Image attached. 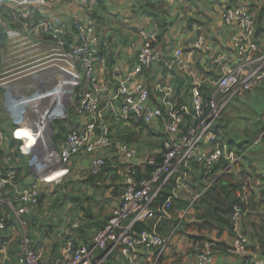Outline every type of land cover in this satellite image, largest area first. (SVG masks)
<instances>
[{
    "label": "built area",
    "instance_id": "built-area-1",
    "mask_svg": "<svg viewBox=\"0 0 264 264\" xmlns=\"http://www.w3.org/2000/svg\"><path fill=\"white\" fill-rule=\"evenodd\" d=\"M61 1L0 0V90L8 97L14 112H18L37 135L31 150L36 151V156L38 152L43 154L44 162L40 165L51 171L45 173V182L52 181L51 178L60 173L55 180L63 177L69 170L60 163H68L85 152L92 156V173L100 174L109 162L105 151L114 150L129 163L127 184L120 205L92 242H77L67 237L61 250L50 260L46 259L50 254L42 244L31 239L28 231V215L38 198L39 183L23 175L20 154L3 148L7 134L0 125V264H102L118 249L152 255L149 261L136 255L123 264H160L176 229L164 235L157 229H139L137 224L146 219L160 192L174 179L171 197H178L195 160L202 162L204 167L205 187L200 196L216 182V165L224 156L226 145L220 144L214 152L206 153L201 144L205 138L214 137L215 124L233 100L264 82V50L255 38L256 16L247 3L225 7L223 18L237 26L234 36L238 50L236 61L230 65L225 52L216 55L214 62L221 66L222 73L211 81L209 97L202 92L200 83L192 86L189 96L195 122L178 137L182 132L184 106L178 107L173 102V88L158 85L163 93L165 114L162 106L153 102L150 88L138 80L140 74L156 63L172 67L173 61L166 60L160 47L151 44L153 35L141 27L144 44L137 58L128 64L117 61L112 66L111 79L101 80L97 66L105 62V57L101 54L99 27L90 13L91 2L81 0L84 15L71 20L53 12V7ZM42 35L47 40L37 38ZM204 40L205 36L201 35L198 43L202 45ZM6 46H9V53ZM178 62L184 60L180 58ZM114 85L116 91L112 93ZM43 114L46 116L42 118ZM109 118L138 121L162 134L164 160L154 167L150 177L137 178L138 147L114 138ZM40 120L45 124L48 121L54 157L44 153V142L40 145ZM16 130L14 137L18 138ZM242 154L230 152L227 158L233 164ZM246 212L236 206L232 215L233 229L238 234L236 243L240 247L248 242L241 229ZM14 222L20 225L22 235L15 259L9 261L10 238L6 231ZM101 250L106 253L97 259ZM245 251L242 247V253ZM215 255L216 245L208 243L196 253L195 263L231 264L217 261ZM240 264H264V257L251 255Z\"/></svg>",
    "mask_w": 264,
    "mask_h": 264
},
{
    "label": "crops",
    "instance_id": "crops-1",
    "mask_svg": "<svg viewBox=\"0 0 264 264\" xmlns=\"http://www.w3.org/2000/svg\"><path fill=\"white\" fill-rule=\"evenodd\" d=\"M89 1L91 2L90 13L96 19L101 33V54L105 57V62L97 66V75L101 80L111 79V69L117 61H123L128 64L137 58L144 44L140 32L141 27L153 35V41L156 46L160 47L165 59L173 61L171 68L160 63L154 64L149 71L140 74L138 80L143 81L150 88L153 102L162 106L165 114H167V110L162 103L163 93L158 89V85L162 84L173 88V102L178 107L184 106L181 112L183 116L182 132L178 134V137L183 136L195 122L189 96L192 86L200 83L202 92L206 97H209L212 89L211 81L222 73L221 66L214 62L216 55L225 52L227 56L226 62L230 65H233L236 61L238 50L234 36L237 32V26L225 21L223 18L226 6L242 3H247L251 6L257 21L255 38L260 49L264 50V0ZM53 12L71 20H76L84 15V10L81 9V0H63L55 8L53 7ZM164 23L168 25L162 28L161 25ZM201 35L205 36L202 45L198 43ZM37 38L42 41L47 40L43 35ZM180 58L184 60L183 63L178 62ZM115 91L116 86L114 85L111 92ZM6 101L9 108L14 111L8 97ZM109 119L113 134L116 131L115 124L123 122L127 136L131 135L133 137L134 135L132 134H137L139 130L149 135L146 132L147 127L141 122ZM21 128L26 130L27 124H24ZM263 129L264 82L233 100L221 120L215 124L212 132L214 137L205 138L201 144V149L206 153H212L220 144H225L226 152L215 169L217 177L222 178L224 183L231 180L234 183L245 184L240 194L244 202L247 205H251L249 206L251 209H248L243 216L241 229L248 237V242L242 244L241 247L238 246L236 243L238 234L231 228H223L219 234V228L205 229L201 227L203 220L196 217L195 201L200 197V193L205 187L204 167L202 162L195 160L191 173L185 179L186 185L179 191L178 197L169 200L161 206L158 205L159 202H155L143 221L149 228L157 229L164 235L170 233L172 229H176V234L171 239L160 264H196V253L208 243L216 245L215 257L219 262L240 264L247 254L259 255L262 253L261 247L264 241H262L259 234L264 233ZM47 130L49 129L45 127V130L40 134V144L44 142V148L50 144L45 142V132ZM154 132L151 133H158ZM20 135L27 139L32 136L30 134L28 136ZM32 140H37V136L33 137ZM157 145L158 143L154 146L156 147ZM163 147L162 143V151L158 150V152L149 155L143 161V170H145L144 168L147 166V161L150 157L163 153ZM158 148L156 147V149ZM230 152H236V155H240L241 152L243 154L237 162L232 164L227 158V154ZM22 158L23 175H29L28 177L31 180L40 183L41 174H36L34 171L41 170L40 172L43 173L42 168L44 166L40 165L42 168L29 172L30 169H26L25 158L23 156ZM75 160L81 161L82 165L85 164L81 157ZM75 160H71L68 163L72 164ZM75 164L77 167L78 164L76 162ZM32 165V168H35L33 158ZM121 173H123L122 170ZM124 173L127 180L128 169ZM112 175L116 177V174ZM105 189L104 187L90 188L91 193L97 195L98 198L87 196L89 200L84 204L85 206L74 207L76 212H78L77 216L79 219L66 221L67 226L64 232L60 230L65 227V223L62 225L61 221L57 225H46V228L43 227L45 228L44 231L47 232L48 227H55L56 231L63 233L65 241L67 237H73L77 242H92L97 231L103 227L114 210L120 205L124 191V189L122 191L118 188L115 190ZM178 200H187L189 203L185 207H181L179 202H177ZM34 203H32V208L28 215L29 222L35 206ZM31 219V224L33 225V228L29 230L31 239L36 243L44 244L43 237H45L46 232H40L41 229L37 227V221L34 216ZM20 232H22V229L17 222H14L6 231L11 240L14 239L13 237L16 233ZM192 236H200L201 238L194 239ZM55 242L59 244L58 241ZM242 247L247 252L242 253ZM16 248L17 246L11 250L8 249L7 259L9 261L15 259ZM10 251L11 254L9 255ZM51 253L52 250L49 254L51 255ZM105 253L104 250L99 251L96 256L97 259ZM136 255L148 261L152 257L151 254H142V252L134 254L118 249L115 252H111L102 264H123L128 258Z\"/></svg>",
    "mask_w": 264,
    "mask_h": 264
},
{
    "label": "rangeland",
    "instance_id": "rangeland-1",
    "mask_svg": "<svg viewBox=\"0 0 264 264\" xmlns=\"http://www.w3.org/2000/svg\"><path fill=\"white\" fill-rule=\"evenodd\" d=\"M7 48H8L7 53H9L10 51L9 46H6V49ZM25 122L26 120L24 118H20V114L18 112H14L9 108L6 101V94L0 90V124L5 129V132L7 134V138L3 148L14 150L15 152H17V154L23 156L26 162V169L29 168L30 169L29 172H31L34 169L42 168L40 167V164H42L44 160H43V154L41 152H38L39 154L37 156L35 154L36 151L32 152L31 148L33 145H29L27 143V140L29 139L20 135V134H24L28 136V134H30L31 136L34 132L33 130L28 128L26 130L21 127L17 129L19 126L24 125ZM115 126H116V131L114 132V138L129 144H135L138 147V158H140L138 163L140 164L141 167H144L143 161L147 159L149 155L158 152V150L162 151L161 148V144L163 143V136H161L162 134L159 133L153 134L151 133L154 132L152 129L146 128L147 129L146 132L149 133V135L143 132L142 130H139L137 131V134H132L134 136L131 137V135L127 136L125 128L123 127L124 126L123 122H119V124H115ZM15 130L18 138L14 137ZM50 131L49 130L46 131L48 136L50 135ZM19 138L23 139L24 142L23 140L21 141V139ZM14 139L19 141L14 142ZM157 143L158 145L156 147L158 148V146H160L158 149H156V147L154 146ZM105 152L109 155L107 156L109 162L107 167L103 169L100 176L98 175L92 176L90 172L92 156L91 154L88 153L82 154L75 158L78 159L81 157L83 162H85L84 165L81 164V161L75 159H73L75 161L72 164L69 163L66 164L64 162H61L60 166L68 168L69 171L58 180L45 182L44 181L45 173L51 172V171H47V169L45 168H42L43 173L40 172L41 171L40 169H39L40 171H34L36 174L37 173L41 174L40 175L41 178L39 179L40 190L38 193L37 201H35L34 203L35 206L33 207L32 214L30 216L28 231L33 228V225L31 224L32 223L31 218L33 216L37 221L36 224L37 227L41 229L40 230L41 233L46 232L44 230L50 224L57 225L58 223L62 222L63 225L69 219L71 220L79 219V217L77 216L78 212H76V209H74V207L78 208L86 204L87 200H89L87 196H93L95 198H98L97 195L91 193L90 191L91 187L92 188L104 187L106 188L105 190H110V189L115 190L116 188L120 190L124 189L127 182L126 177L124 176L125 175L124 172H126V169H128L129 163L122 156L116 155L114 150H112V152L110 153H108L107 151ZM82 156L84 157L82 158ZM32 158L34 161L35 168H32L33 166ZM75 162L78 164L77 167ZM121 170L123 173H121ZM112 174H116V177H113ZM66 226L67 225L65 223V227L61 226L62 228L60 230L64 232L66 230ZM49 229L51 230L49 231ZM55 229H56L55 227H48V231L46 232L45 237H43L44 244L42 245L45 251L47 252V254H49V252H51L52 250L50 256L46 255V259L49 260L52 255H55L61 250L65 241L64 239L65 237L63 233L61 234L59 231H56ZM21 235L22 232L16 233V235H14L13 237L14 239L12 240L10 239L8 244L9 250L17 246L18 240ZM55 241H58L59 244H56ZM10 254L11 251L9 252V255Z\"/></svg>",
    "mask_w": 264,
    "mask_h": 264
},
{
    "label": "trees",
    "instance_id": "trees-1",
    "mask_svg": "<svg viewBox=\"0 0 264 264\" xmlns=\"http://www.w3.org/2000/svg\"><path fill=\"white\" fill-rule=\"evenodd\" d=\"M168 24L164 23L161 27H166ZM2 37L4 38V34L2 31ZM154 40V39H153ZM152 40V45H155V42ZM57 139V137H55ZM19 141L14 139V142ZM17 154V152H15ZM86 153V152H85ZM82 153V154H85ZM164 153V150H163ZM163 153L152 156L147 161V166H145V170L143 167H137V178L142 179L146 177H150L152 170L158 164H161L164 160ZM90 172L92 176H100V174H93L91 169ZM176 180L170 181V183L160 192L159 197L156 202H159V206L164 203H167L169 200L174 199L171 197L172 195V187L175 185ZM244 183H234L231 180L228 182L223 181L222 178H218L216 182L195 201V209H196V217L198 219H202L203 223L201 224L202 228L212 229L219 228V234L222 232L223 228H231L233 229L232 223V215L234 213L235 207L239 206L243 209H251L247 205L241 197L240 192L244 188ZM177 198V197H175ZM179 205L185 207L189 201H177ZM139 229L149 228L143 221H139L137 224ZM262 241H264V233L259 234ZM194 239H200V236H192ZM262 253L257 255L260 257H264V242H262L261 247ZM251 255H246L244 259H249Z\"/></svg>",
    "mask_w": 264,
    "mask_h": 264
},
{
    "label": "bare ground",
    "instance_id": "bare-ground-1",
    "mask_svg": "<svg viewBox=\"0 0 264 264\" xmlns=\"http://www.w3.org/2000/svg\"><path fill=\"white\" fill-rule=\"evenodd\" d=\"M46 116V114H43L41 117L43 118V117H45ZM48 116V115H47ZM24 122V121H23ZM24 124V123H23ZM47 127L49 130H50V128H49V126H48V122L45 124V122H43V120H40V126H39V130L40 131H44L45 130V127ZM27 128L28 129H31V130H33L28 124H27ZM34 131V130H33ZM48 131V130H47ZM35 136H37L34 132H33V134H32V136H31V138L29 139V140H27V143L29 144V145H34V144H36V140H32V138L33 137H35ZM45 142L46 143H50L49 144V146H47L46 148H45V154H47V155H49L50 157H54V152L51 150V138H50V135L48 136L47 135V133L45 132ZM41 145V144H40ZM51 174H54V173H51ZM61 175V173L60 174H57V175H55V176H53L52 178H51V180L52 181H54L56 178H58L59 176Z\"/></svg>",
    "mask_w": 264,
    "mask_h": 264
},
{
    "label": "water",
    "instance_id": "water-1",
    "mask_svg": "<svg viewBox=\"0 0 264 264\" xmlns=\"http://www.w3.org/2000/svg\"><path fill=\"white\" fill-rule=\"evenodd\" d=\"M52 148L55 150V148H54L53 144H52Z\"/></svg>",
    "mask_w": 264,
    "mask_h": 264
}]
</instances>
